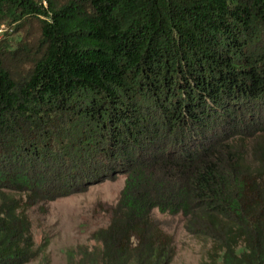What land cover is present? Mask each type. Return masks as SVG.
Masks as SVG:
<instances>
[{
	"label": "trees",
	"instance_id": "1",
	"mask_svg": "<svg viewBox=\"0 0 264 264\" xmlns=\"http://www.w3.org/2000/svg\"><path fill=\"white\" fill-rule=\"evenodd\" d=\"M0 24V264L29 204L116 174L67 264H170L154 209L204 264H264V0H0Z\"/></svg>",
	"mask_w": 264,
	"mask_h": 264
},
{
	"label": "rangeland",
	"instance_id": "2",
	"mask_svg": "<svg viewBox=\"0 0 264 264\" xmlns=\"http://www.w3.org/2000/svg\"><path fill=\"white\" fill-rule=\"evenodd\" d=\"M5 31L4 24H0V38ZM123 183L124 176L116 174L84 189L29 204L24 216L30 252L20 264H67L68 252L91 247V234L107 225L109 210L116 204ZM152 214L173 239L170 264L205 263L207 246L184 230L181 215L162 214L156 209Z\"/></svg>",
	"mask_w": 264,
	"mask_h": 264
}]
</instances>
